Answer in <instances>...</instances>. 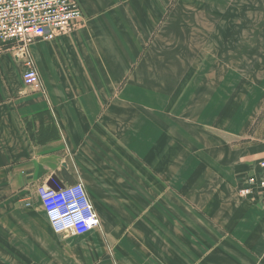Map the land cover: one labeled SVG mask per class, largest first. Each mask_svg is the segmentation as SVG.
<instances>
[{
  "label": "crops",
  "instance_id": "0c3cea01",
  "mask_svg": "<svg viewBox=\"0 0 264 264\" xmlns=\"http://www.w3.org/2000/svg\"><path fill=\"white\" fill-rule=\"evenodd\" d=\"M83 24L0 40V264H264V0H77ZM84 182L57 234L38 196Z\"/></svg>",
  "mask_w": 264,
  "mask_h": 264
},
{
  "label": "built area",
  "instance_id": "2783aa9c",
  "mask_svg": "<svg viewBox=\"0 0 264 264\" xmlns=\"http://www.w3.org/2000/svg\"><path fill=\"white\" fill-rule=\"evenodd\" d=\"M82 24L77 0H0V40L17 44L18 55L26 58L23 81L29 88H41L39 72L29 57L30 46L36 40L52 41ZM260 167L262 175L247 179L240 191L243 197L255 189L264 193V161ZM38 196L57 234L85 235L99 228L100 218L83 181L66 186L52 178L49 185L38 188Z\"/></svg>",
  "mask_w": 264,
  "mask_h": 264
}]
</instances>
